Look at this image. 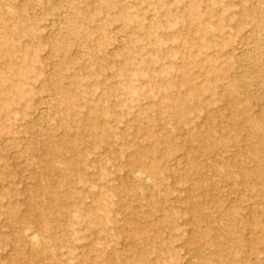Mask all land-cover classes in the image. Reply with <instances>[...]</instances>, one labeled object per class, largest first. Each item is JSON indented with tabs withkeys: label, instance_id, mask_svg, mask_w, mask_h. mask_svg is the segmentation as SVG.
I'll use <instances>...</instances> for the list:
<instances>
[{
	"label": "rangeland",
	"instance_id": "1",
	"mask_svg": "<svg viewBox=\"0 0 264 264\" xmlns=\"http://www.w3.org/2000/svg\"><path fill=\"white\" fill-rule=\"evenodd\" d=\"M0 264H264V0H0Z\"/></svg>",
	"mask_w": 264,
	"mask_h": 264
},
{
	"label": "bare ground",
	"instance_id": "2",
	"mask_svg": "<svg viewBox=\"0 0 264 264\" xmlns=\"http://www.w3.org/2000/svg\"><path fill=\"white\" fill-rule=\"evenodd\" d=\"M8 9V8H7ZM11 9V8H10ZM12 11V10H10ZM59 165V164H58ZM66 166V165H65ZM66 169V168H65ZM144 173V172H143ZM141 172H135L134 173V176L137 177L138 179H142L141 176ZM145 176H148V175H145ZM146 178V177H145ZM149 178V177H148ZM150 181H152L150 179ZM153 183V182H152ZM22 236L24 237L26 243L31 246V248H41L42 247V241L40 240L41 236L38 235L37 233L35 232H32L31 230L29 231V228L28 229H25L23 230V234ZM45 240V239H44ZM37 251V250H36Z\"/></svg>",
	"mask_w": 264,
	"mask_h": 264
}]
</instances>
